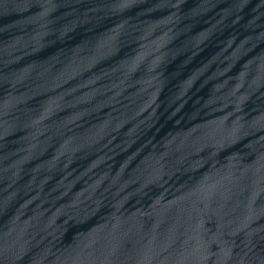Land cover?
<instances>
[{
	"label": "water",
	"instance_id": "obj_1",
	"mask_svg": "<svg viewBox=\"0 0 264 264\" xmlns=\"http://www.w3.org/2000/svg\"><path fill=\"white\" fill-rule=\"evenodd\" d=\"M0 264H264V0H0Z\"/></svg>",
	"mask_w": 264,
	"mask_h": 264
}]
</instances>
